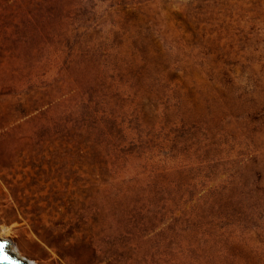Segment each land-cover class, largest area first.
<instances>
[{
    "label": "rangeland",
    "instance_id": "374dc122",
    "mask_svg": "<svg viewBox=\"0 0 264 264\" xmlns=\"http://www.w3.org/2000/svg\"><path fill=\"white\" fill-rule=\"evenodd\" d=\"M0 233L36 264H264V0H0Z\"/></svg>",
    "mask_w": 264,
    "mask_h": 264
},
{
    "label": "water",
    "instance_id": "95a60500",
    "mask_svg": "<svg viewBox=\"0 0 264 264\" xmlns=\"http://www.w3.org/2000/svg\"><path fill=\"white\" fill-rule=\"evenodd\" d=\"M6 244L8 243L0 241V264H24L8 253Z\"/></svg>",
    "mask_w": 264,
    "mask_h": 264
},
{
    "label": "bare ground",
    "instance_id": "6f19581e",
    "mask_svg": "<svg viewBox=\"0 0 264 264\" xmlns=\"http://www.w3.org/2000/svg\"><path fill=\"white\" fill-rule=\"evenodd\" d=\"M0 241H1V242H6V243H7V240L1 236V233H0ZM6 245H7V244H6ZM6 249H7L8 253H9L11 256L17 258L19 261H21V262L24 263V264H36V262L33 261V260H29V259H26V258L21 257L20 254L18 253V251H16V250L13 249L12 247H10V246H6Z\"/></svg>",
    "mask_w": 264,
    "mask_h": 264
}]
</instances>
